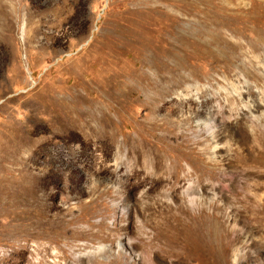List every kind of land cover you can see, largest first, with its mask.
Here are the masks:
<instances>
[{"label":"rangeland","instance_id":"374dc122","mask_svg":"<svg viewBox=\"0 0 264 264\" xmlns=\"http://www.w3.org/2000/svg\"><path fill=\"white\" fill-rule=\"evenodd\" d=\"M7 12L0 264H264V0Z\"/></svg>","mask_w":264,"mask_h":264},{"label":"bare ground","instance_id":"6f19581e","mask_svg":"<svg viewBox=\"0 0 264 264\" xmlns=\"http://www.w3.org/2000/svg\"><path fill=\"white\" fill-rule=\"evenodd\" d=\"M9 3H12V0H0V22H3L5 23V21L9 20V12H7V7L9 5ZM14 5V4H13ZM14 7V6H13ZM149 13V12H148ZM151 14V13H150ZM144 16V15H143ZM149 18V17H148ZM155 18V17H154ZM153 19V18H152ZM149 24V23H148ZM168 24V23H167ZM167 26V25H166ZM139 27V26H138ZM254 127V126H253ZM260 142V141H259ZM261 144L262 146H264V142L261 141ZM260 145V144H259ZM261 146V147H262ZM260 156V155H259ZM261 156H263V158H261V163L264 165V151L262 152ZM243 252V251H242ZM241 255L239 254V251L238 252H235L234 253V260H238V258L240 257ZM234 261V262H235Z\"/></svg>","mask_w":264,"mask_h":264}]
</instances>
